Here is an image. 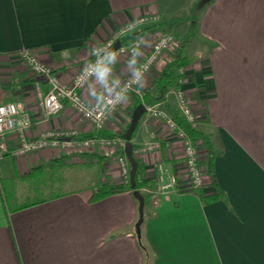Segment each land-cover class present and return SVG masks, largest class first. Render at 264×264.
I'll use <instances>...</instances> for the list:
<instances>
[{"label":"crops","instance_id":"0c3cea01","mask_svg":"<svg viewBox=\"0 0 264 264\" xmlns=\"http://www.w3.org/2000/svg\"><path fill=\"white\" fill-rule=\"evenodd\" d=\"M174 4V0H0V103L14 101L29 114V138L57 131H76L78 136L123 134L134 94L126 95L101 131L68 105L45 119L34 87L38 83L45 92L48 85L20 53L31 50L69 84L93 44L129 21L152 16L156 19L142 25L144 42L138 53L106 58L81 95L93 102L111 93L155 37L169 33L175 43L162 52L139 85L154 95L155 80L180 45L168 25ZM198 9L200 15L189 25L203 40V48L191 57L185 43L188 62L158 107L171 115L165 108L169 104L179 112L175 89L185 92L196 129L215 153L209 171L205 146L196 141L203 187L189 188L180 141L163 119L144 113L131 137L141 166L139 178L145 181L139 189L144 218L137 239L138 202L132 190L90 200L97 184L122 182L117 162L124 155L122 137L117 145L82 154L49 148L14 155L16 136L9 134V152L0 159V264H264V0H210ZM153 141L161 143L159 150H139ZM158 160L174 175L173 188L162 190L155 181ZM72 163L94 168V178L82 176L78 186H62L55 191L58 196L27 207L11 211L5 205L2 183L8 182L15 193L35 174V167L48 172ZM39 188L49 191L48 183ZM39 188L26 190L32 194Z\"/></svg>","mask_w":264,"mask_h":264},{"label":"built area","instance_id":"2783aa9c","mask_svg":"<svg viewBox=\"0 0 264 264\" xmlns=\"http://www.w3.org/2000/svg\"><path fill=\"white\" fill-rule=\"evenodd\" d=\"M151 18L156 19L152 16H141L129 21L113 30L106 39L93 44L88 59L76 72L69 84L62 83L31 50H23L20 53L21 59L28 64L33 73L42 75L48 85L45 92L40 89L38 83L34 87L42 116L46 119L57 114L68 105L89 122L96 131H101L104 129L109 115L122 104L126 95L132 93L142 99L144 91L139 86L142 79L151 70L162 52L175 43L174 37L169 33H160L155 37L151 47L142 56L134 70L111 93L103 94L96 101L87 102L81 95V89L97 73L106 58L117 55L133 56L138 53L144 42L142 25ZM134 33L136 36L129 39L128 35ZM116 41L120 42L119 46L114 51H109ZM182 70L183 68H180L178 71L182 73ZM175 98L182 118L186 123L196 128L195 114L188 103L185 92L181 88L175 89ZM162 103L163 101L152 105L143 103L146 109L145 113L151 118L163 119L169 130L180 141L184 152L183 164L188 176V186L194 190L200 189L203 187V177L196 141L194 142L187 135L170 114L158 107ZM30 122L29 114L23 112V109L14 101L0 103V159L9 152L7 136L12 133L16 136V146L11 152L14 155H27L49 148L68 149L74 145L80 146L81 149L79 150L85 152L97 147H112L121 141L116 137L99 134L79 138L76 131L46 132L39 137L29 138L27 130L30 127ZM160 146L159 141H153L143 145L139 150L141 152L154 151L159 150ZM117 162L122 182H129L130 166L125 155L118 156ZM154 167V178L160 188L162 190L173 188L175 177L173 174L168 173L164 163L158 160L155 162Z\"/></svg>","mask_w":264,"mask_h":264},{"label":"trees","instance_id":"16d2710c","mask_svg":"<svg viewBox=\"0 0 264 264\" xmlns=\"http://www.w3.org/2000/svg\"><path fill=\"white\" fill-rule=\"evenodd\" d=\"M133 34L128 35V38H132ZM185 43L186 41L184 40H180V45L177 49L176 55L174 56V58L172 59V61L167 65V67L158 75L157 79L155 80V94L151 95L150 93H145L143 95V98L140 99L138 96H136V100L135 103L133 105V108L143 102L146 105H152L155 102H159V101H163L164 100V96L166 94V92L170 89V87L172 86H176L178 79L181 76V72H179L178 70L180 68H183L187 62V56L185 54H183V50L185 47ZM165 108L171 113L172 117L174 118V120L176 121V123L178 125H180L185 132L187 133V135L195 142L197 140H202L205 149H206V153H207V160H206V165L209 169V171L212 170L213 167V159L215 156L214 151L211 149V146L209 144V141L207 139V137L198 129L192 127L191 125H189L188 123L185 122V120L182 118V116L180 115L179 112L175 111L169 104L165 105ZM128 126V125H127ZM135 131V129H134ZM133 131V133H134ZM103 135L108 136V137H116V138H121L122 134H106L103 133ZM133 135V134H132ZM91 135H86V136H79V138H84V137H88ZM133 152H134V146H133ZM33 171H35V174L29 176L26 179H32L35 178L36 182L34 183V185L31 183L29 186L30 191L32 190V188H39V187H43L44 184H46V182H44L45 178H43L44 176L50 175V173L46 172L41 166L35 167V169H33ZM47 174V175H46ZM140 175H141V166L140 164H138L137 167V171L135 174V186L137 189H140L144 184L145 181L140 180ZM32 182V181H31ZM38 182V184H36ZM39 193H42V190L39 188L38 189ZM125 190H132L130 183L126 182V183H110L109 181H104L101 182L99 184L96 185L95 189L92 191L90 200L94 201V200H98L100 198H103L105 196L111 195V194H115V193H119V192H123ZM1 192H2V196L3 199L5 201V205L7 206V208L11 211L13 210H17L23 207H27L39 202H43L45 200H47L50 197H54V196H58L59 194H55V192H53L52 194L48 193L46 195H48L49 197L44 196V194H41L38 196V192L37 191H33L37 192V196H29L26 198H23L21 200H17V198L13 195V191L11 190V185L8 184V182L2 183L1 184Z\"/></svg>","mask_w":264,"mask_h":264},{"label":"rangeland","instance_id":"374dc122","mask_svg":"<svg viewBox=\"0 0 264 264\" xmlns=\"http://www.w3.org/2000/svg\"><path fill=\"white\" fill-rule=\"evenodd\" d=\"M174 3L175 4L171 8L174 14L172 15L171 22L168 25L172 28L173 34L178 37L179 41H186L185 52L192 53V57L195 54V50L197 48H203V40H201L192 32V24L189 25L191 21L197 20L198 16L200 15L201 10L198 9L199 0H197L196 2H194L193 0H174ZM68 149H70L69 151L74 154H82L86 152H84L83 150H79L81 148L78 145H74L72 147H69ZM72 164H74V166H71ZM72 164H70V166H68L67 164H61L58 170H48V173H50V175L46 174L47 176L43 177L45 178L44 182L48 183V193L52 194L56 190L62 189V186L66 187L67 189L70 187L78 186L79 184H81V182H79V179L82 178V176L86 177V180L94 178L96 174V170L94 168L91 169L90 167H86L84 165H81L80 163ZM31 181L34 185L36 179H24L20 186L17 188L18 190H16L15 193L13 192V195L17 198L19 197L20 199H23L29 196H37V194L38 196L41 194H48L46 193L45 189L42 190V193L32 192L31 194L30 191H27L26 189H29ZM61 181H63V183H61ZM134 233L136 236L135 227Z\"/></svg>","mask_w":264,"mask_h":264},{"label":"water","instance_id":"95a60500","mask_svg":"<svg viewBox=\"0 0 264 264\" xmlns=\"http://www.w3.org/2000/svg\"><path fill=\"white\" fill-rule=\"evenodd\" d=\"M209 1L210 0H200L198 3V6L201 7ZM119 44L120 42L116 41L113 47L109 51H114L119 46ZM145 110L146 109L143 103H139L133 108L129 124L122 134V138L124 140L123 154L125 155L127 161L129 162V166H130L129 183L132 188V194L138 202V206H137L138 216L134 224L137 239L140 238V226L144 218V196L141 194L139 189H137L135 186V174L137 171L138 162L135 156L133 155V144L131 142V137H132L133 131L139 119L145 113Z\"/></svg>","mask_w":264,"mask_h":264}]
</instances>
